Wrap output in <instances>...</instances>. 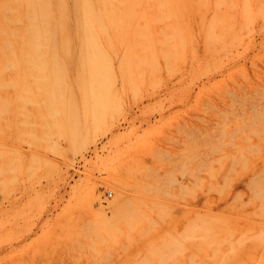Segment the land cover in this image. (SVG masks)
Returning a JSON list of instances; mask_svg holds the SVG:
<instances>
[{
  "label": "rangeland",
  "instance_id": "1",
  "mask_svg": "<svg viewBox=\"0 0 264 264\" xmlns=\"http://www.w3.org/2000/svg\"><path fill=\"white\" fill-rule=\"evenodd\" d=\"M86 1L96 125L76 0L51 41L75 102L57 114L21 61L30 25L50 26L0 0V264H264V0Z\"/></svg>",
  "mask_w": 264,
  "mask_h": 264
},
{
  "label": "bare ground",
  "instance_id": "2",
  "mask_svg": "<svg viewBox=\"0 0 264 264\" xmlns=\"http://www.w3.org/2000/svg\"><path fill=\"white\" fill-rule=\"evenodd\" d=\"M27 1H28V4L31 6V10L33 12L32 13L33 17L31 20H35L36 18H41V21L44 23L43 25L50 26V30H49V35L47 39L42 40L39 29L36 26L34 27L32 24L30 25L31 28L29 29V35L26 37L27 39L25 41L26 47H25L24 54H22L21 56V59H22L21 61L25 64L26 74L31 77H37L40 80L39 85H40V88H43V92L45 95V105L47 109L57 114V113H60L61 110L64 108L66 109L71 108L74 102L73 98L70 95H68V86L65 82L66 81L65 69L62 63L63 60L61 59L60 52L57 50L55 44L53 46L51 45V41L54 40L56 33H60V35L62 36L61 41H64L66 39L65 28H64L65 7L62 3V0H27ZM75 13L77 17V19L75 20L76 28L81 37L80 48H79L78 55H77L78 64L80 67V71L86 74L85 80L81 83L78 82L77 86L79 87L80 92L85 97V99H88L87 105H89L94 111L92 116H93V119L96 125L99 122H101L100 116L96 112L99 108H102L104 105V93H105L106 82H107L106 78L103 76L105 69L104 67H102V65L99 64V61H101L102 59V55L96 47V44L94 42L95 38L91 32V23L92 21H94V16L91 14L86 0H76ZM238 16H241L240 13ZM61 52L63 54L65 52L68 53L69 48L62 47ZM8 63L12 64V61L10 60L8 61ZM71 127H72L74 141L73 143H71L72 139L69 141L72 144V147L74 149L83 147L85 143H87L88 141L86 129L81 126L79 119L73 122L71 124ZM68 134H70V132L67 133V135ZM101 163H102L101 165L104 168L110 164L106 162V160L101 161ZM240 184H243V183H240ZM116 198H119L118 192H116ZM131 209L133 208H130V211ZM196 212L197 211H195V213ZM196 214H199V213H196ZM255 215L257 216V213ZM208 216H211V215L208 214ZM260 252L264 253V248L260 250Z\"/></svg>",
  "mask_w": 264,
  "mask_h": 264
}]
</instances>
